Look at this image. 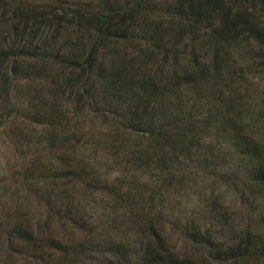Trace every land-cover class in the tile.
<instances>
[{"label":"trees","instance_id":"1","mask_svg":"<svg viewBox=\"0 0 264 264\" xmlns=\"http://www.w3.org/2000/svg\"><path fill=\"white\" fill-rule=\"evenodd\" d=\"M116 2L25 16L10 28L26 37L22 46L0 38V128L26 110L24 120L42 128L39 143L55 150L53 168L35 173L29 190L46 219L33 223L23 208L0 212V264H264V0ZM236 3L249 13L227 29ZM137 32L149 42L129 54ZM20 94L25 109L15 104ZM86 108L116 117L95 145L116 160L115 171L146 182L109 179L97 152L81 154L86 145L67 122ZM229 155L243 168L242 188L260 199L255 228L231 232L210 205L207 227L174 219L166 205L184 189L189 166L214 169ZM95 192L108 197L120 236L88 235L84 212ZM54 221L64 235L50 230Z\"/></svg>","mask_w":264,"mask_h":264},{"label":"rangeland","instance_id":"2","mask_svg":"<svg viewBox=\"0 0 264 264\" xmlns=\"http://www.w3.org/2000/svg\"><path fill=\"white\" fill-rule=\"evenodd\" d=\"M103 1L0 0V38L3 41L5 40V43L9 45L11 43L15 46L25 45L27 42L26 37H18V34H15L10 29L14 22L24 20L25 16H32L34 14L43 15L53 10H57V12H63V9L64 11L65 9L72 11L77 8L91 11L98 10L104 6ZM114 1L110 0V2ZM130 5V0H117L113 8L125 9L130 7ZM233 8L238 13V16L232 23L228 24L227 29H231L232 26L242 25L245 20V16L242 14L245 11L249 13L239 3L233 4ZM159 13V11L154 10L150 19L156 18L158 21ZM144 18L141 14L137 16L136 25L133 26L134 29L138 30L140 26H143ZM204 26L206 27V24ZM8 37L9 39H7ZM134 38L130 41L131 43L127 50L129 54L137 48L147 45V42H149L144 33H138L137 37ZM191 49V46L188 45L182 50L184 51L183 55L189 53ZM25 61L26 63L23 65L26 69L28 68V65H26L28 59ZM156 70H159V67L153 69V71ZM46 74L45 72H36L32 75ZM158 76L162 77L161 75ZM15 102L20 108L25 109L26 101L24 95L20 94L16 97ZM89 109L86 108L83 111H79L76 115L70 112L69 117L71 118L68 119V122L66 121L69 132L74 131L76 137L78 135L82 137L81 146L86 145V153L83 151L81 154L93 157V152H97L94 159L102 165V169H100L101 173L107 171L109 179L120 177L129 182L135 178L139 182L144 180L146 182L147 178L145 176H140V174L133 173L131 170L126 172L114 170L118 167V164H115L116 160L111 155L109 157L101 152V149L95 143L96 141L102 142L103 139L100 137L101 132L110 133L111 135L110 131L114 127V122L112 123L111 118L116 119V117H108L106 120L103 117L99 119L100 115L93 114L92 110L90 111ZM70 110L73 111L74 107L71 106ZM25 111L21 115L24 116L26 114ZM23 116L16 118L14 115H11L9 118H5L6 121L0 128V212L6 209L23 208V211H27V217L31 222H43L46 219L45 209L33 198L35 196L29 190L36 189V180L33 177L35 173H47L53 168L52 157L54 158L55 150L46 148L43 144L39 143L42 141L40 134L42 132L41 126L36 125L34 122L25 121V117ZM262 136L264 137V133ZM210 140L208 139V141ZM44 148L45 150H43ZM38 157L39 160L37 161ZM195 157H198V153ZM221 159V163H218L216 165L218 167L215 166L216 168L214 169L211 166L204 167L205 163H202L200 170H196L195 166L191 164L188 168V181L184 183V189L179 190L178 194L175 192L171 194L172 196L169 198L166 208L169 213H172V217L180 219L181 223L188 218L196 224L200 223L207 227L211 223L210 220L206 219L209 211L208 206L210 205L217 215L224 216L228 220V230L231 232L244 227L254 229L256 218L261 213L260 199H257L255 195L250 196L242 188L241 180L244 178V175H242L243 168H235L230 160V155ZM34 161L36 162L31 165ZM27 168H30L29 173L25 171ZM225 174H227L226 177ZM123 186L126 188V183ZM87 197L89 204L85 207L83 221L86 223V227L91 230L88 235H93L97 240L109 235L111 237L120 236L122 228L118 230L116 228L115 214L110 210L111 203L105 204L108 201V197L101 192L89 194ZM202 217L204 218L202 219ZM170 227L169 223L166 224L168 230ZM50 230L58 235H64V229H61L60 222H52ZM173 239H176V236H173Z\"/></svg>","mask_w":264,"mask_h":264}]
</instances>
